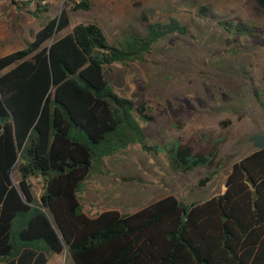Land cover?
I'll return each mask as SVG.
<instances>
[{
    "label": "trees",
    "instance_id": "16d2710c",
    "mask_svg": "<svg viewBox=\"0 0 264 264\" xmlns=\"http://www.w3.org/2000/svg\"><path fill=\"white\" fill-rule=\"evenodd\" d=\"M5 1L38 19L50 7ZM71 1L76 10L90 9L88 0ZM256 2L264 10V0ZM197 16L216 22L231 37L228 44L262 36L259 26L206 5ZM140 21L144 33L117 44L97 23L61 35L70 25L65 8L23 49L0 57L1 263L46 264L50 254L66 252L73 264H264V149L235 162L225 191L201 203L169 195L134 213L84 211L80 193L105 158L136 144L157 152L144 126L156 120L155 107L117 93L105 69L145 63L161 40L187 36L190 27L175 16L152 21L144 11ZM226 139L209 138L198 148L177 142L169 153L183 172L212 169ZM31 179L42 184L39 198Z\"/></svg>",
    "mask_w": 264,
    "mask_h": 264
},
{
    "label": "rangeland",
    "instance_id": "374dc122",
    "mask_svg": "<svg viewBox=\"0 0 264 264\" xmlns=\"http://www.w3.org/2000/svg\"><path fill=\"white\" fill-rule=\"evenodd\" d=\"M88 1L90 9L85 11L74 9L71 0H44L49 11L38 19L0 0V57L24 48L43 22L65 8L70 25L61 35L80 23H97L109 41L117 44L126 35L144 33L141 11L152 21L178 17L189 25L190 34L164 38L145 63L105 69L117 93L155 107L156 120L144 126L147 144L157 152L136 144L105 158L101 171L93 173L80 193L84 211L95 215L117 209L127 214L169 195L190 205L222 194L233 164L257 149L253 138L264 132V10L256 0ZM201 5L211 7L218 16L259 26L262 36L233 39L228 44L231 37L216 22L197 16ZM218 136L227 138L218 167L187 172L175 167L169 149L177 142L191 141L198 148ZM215 170L211 180L200 186ZM13 175L17 184L16 170ZM30 182L39 198L42 184L38 179Z\"/></svg>",
    "mask_w": 264,
    "mask_h": 264
},
{
    "label": "crops",
    "instance_id": "0c3cea01",
    "mask_svg": "<svg viewBox=\"0 0 264 264\" xmlns=\"http://www.w3.org/2000/svg\"><path fill=\"white\" fill-rule=\"evenodd\" d=\"M23 49V48H22ZM12 53V52H11ZM10 54V53H8ZM7 55V54H5ZM257 150V149H256ZM226 189V188H225ZM122 213V212H121ZM134 213V212H133ZM124 214V213H123ZM97 215V214H95ZM95 215H89V216H95ZM72 261L70 258L67 256V253L64 252L62 254H50L48 257V262L46 264H71ZM0 264H4L1 263Z\"/></svg>",
    "mask_w": 264,
    "mask_h": 264
},
{
    "label": "water",
    "instance_id": "95a60500",
    "mask_svg": "<svg viewBox=\"0 0 264 264\" xmlns=\"http://www.w3.org/2000/svg\"><path fill=\"white\" fill-rule=\"evenodd\" d=\"M254 145L257 149H264V132L259 133L254 138Z\"/></svg>",
    "mask_w": 264,
    "mask_h": 264
},
{
    "label": "built area",
    "instance_id": "2783aa9c",
    "mask_svg": "<svg viewBox=\"0 0 264 264\" xmlns=\"http://www.w3.org/2000/svg\"><path fill=\"white\" fill-rule=\"evenodd\" d=\"M44 0H42V3L45 4V2H43Z\"/></svg>",
    "mask_w": 264,
    "mask_h": 264
}]
</instances>
